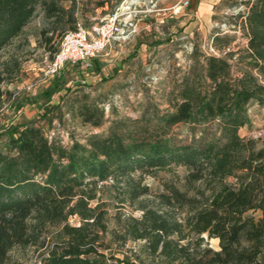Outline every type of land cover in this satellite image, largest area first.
Returning a JSON list of instances; mask_svg holds the SVG:
<instances>
[{
    "label": "trees",
    "instance_id": "obj_1",
    "mask_svg": "<svg viewBox=\"0 0 264 264\" xmlns=\"http://www.w3.org/2000/svg\"><path fill=\"white\" fill-rule=\"evenodd\" d=\"M76 4L0 0V52L40 14L48 25L40 37L52 57L54 39L76 27ZM219 7L236 13L231 17L239 23L231 25L243 32L245 47L230 51L232 39L216 32L212 47L223 55L206 57L201 77L183 79L166 110L149 107L137 119H115L105 134L69 148L32 124L9 134L0 152V264L15 248L44 247L46 228L60 224L64 239L40 264H106L105 212L90 204L98 200L97 186L110 180L123 183L124 202L140 213L118 218L112 240L142 241L161 264H264V142L256 147L238 134L249 104L264 106V0H220ZM3 66L0 107L10 98L1 85L12 72ZM75 94L72 116L101 127L104 111L86 93ZM182 124L189 126V142L172 133ZM178 168L186 171L181 180ZM158 172L173 174L175 183L164 182L153 194L141 176ZM69 217L79 226H69ZM206 238L216 239L219 250Z\"/></svg>",
    "mask_w": 264,
    "mask_h": 264
},
{
    "label": "rangeland",
    "instance_id": "obj_2",
    "mask_svg": "<svg viewBox=\"0 0 264 264\" xmlns=\"http://www.w3.org/2000/svg\"><path fill=\"white\" fill-rule=\"evenodd\" d=\"M185 1L187 5L183 6ZM219 2L77 0L76 22L86 30L105 23L115 14L119 31L88 67L67 64L56 74L48 72L52 57L40 37V30L48 25L40 14L36 16L22 35L0 52V68L6 65L12 71L1 85L10 98H4L0 107V152L6 151L9 134L25 124L38 127L48 140L69 148L73 142L84 144L92 135L105 134L115 119H137L149 107L166 110L167 101L173 99L183 79L195 73L201 77L205 58L223 55L212 47L216 32L222 31L221 37L232 39L230 51L235 52L246 45L241 29L231 25L239 23L231 17L236 13L222 9ZM58 41L56 37L55 46ZM104 66H110L112 71L105 74ZM76 91L86 93L89 103L104 111L105 123L101 127L82 125L72 116L69 106L77 96ZM172 133L184 142H189L191 137L188 125H178ZM238 134L242 139L255 141L256 147L263 144L264 106L255 102L249 104L246 125ZM175 174L181 180L186 171L178 168ZM133 177L137 179L139 174ZM140 182L153 194L163 191L162 183H175L173 174L168 172H158L154 177L141 176ZM122 187L120 181L99 184L96 189L98 200L90 204L94 207L99 203L105 212L107 233L102 236V241L109 247L103 251L105 263L161 264L148 255L142 241L112 240L114 233L119 234V219L140 215L124 202ZM253 215L258 218L260 214ZM67 223L72 227L79 226L77 217H69ZM42 239L44 247L12 250L7 264H40L47 257L49 247L64 239L62 224L48 226ZM205 242L212 250H219L216 239L206 238Z\"/></svg>",
    "mask_w": 264,
    "mask_h": 264
},
{
    "label": "built area",
    "instance_id": "obj_3",
    "mask_svg": "<svg viewBox=\"0 0 264 264\" xmlns=\"http://www.w3.org/2000/svg\"><path fill=\"white\" fill-rule=\"evenodd\" d=\"M187 2L183 3L186 6ZM117 15H112L105 23L94 25L86 30L81 23L76 22L72 31L65 32L59 39L56 51L48 67L50 74H56L67 64L88 67L89 62L113 40L119 31L116 25Z\"/></svg>",
    "mask_w": 264,
    "mask_h": 264
},
{
    "label": "crops",
    "instance_id": "obj_4",
    "mask_svg": "<svg viewBox=\"0 0 264 264\" xmlns=\"http://www.w3.org/2000/svg\"><path fill=\"white\" fill-rule=\"evenodd\" d=\"M102 7V6H101ZM103 70H105L106 71V73L105 74H108L109 72H111L112 71V69H111V67L109 66H104V68H103Z\"/></svg>",
    "mask_w": 264,
    "mask_h": 264
}]
</instances>
